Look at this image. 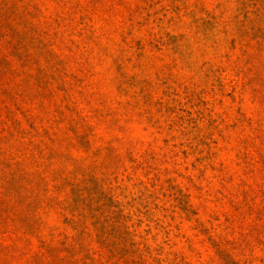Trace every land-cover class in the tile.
I'll return each instance as SVG.
<instances>
[{
    "label": "rangeland",
    "instance_id": "1",
    "mask_svg": "<svg viewBox=\"0 0 264 264\" xmlns=\"http://www.w3.org/2000/svg\"><path fill=\"white\" fill-rule=\"evenodd\" d=\"M0 264H264V0H0Z\"/></svg>",
    "mask_w": 264,
    "mask_h": 264
}]
</instances>
